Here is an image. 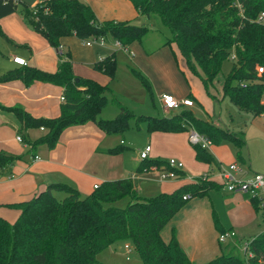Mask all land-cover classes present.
<instances>
[{"label": "trees", "instance_id": "1", "mask_svg": "<svg viewBox=\"0 0 264 264\" xmlns=\"http://www.w3.org/2000/svg\"><path fill=\"white\" fill-rule=\"evenodd\" d=\"M129 1L139 14L147 18L157 16L170 30L166 44L177 46L188 68L201 78L213 100L208 85L213 84L222 63L234 53V65L225 79L223 93L238 108L254 116L264 113V74H257V66H264V24L256 21L257 15L264 11V0ZM20 5L27 23L60 52L55 71L19 65L0 74V83L20 79L27 85L39 81L62 87L60 115L55 118L34 117L20 106L0 105L13 112L23 127L47 130L32 145L53 147L65 127L86 121L94 122L106 133H122L134 119L137 128L142 121L148 132L176 133L192 129L211 144L229 140L237 148L236 157L242 161L241 149L245 146L242 137L211 120L196 117L189 109L163 117L136 116L112 95L118 114L112 119L98 117L108 101L107 93L111 92L92 79L74 76L70 52L60 50L61 38L74 35L85 41L111 35L128 48L149 31L148 26L128 21H100L85 0H37L33 8L22 0H0V19L17 11ZM0 35L4 36L1 29ZM93 67L114 78L117 63L111 55L98 60ZM131 70L151 94L147 78L139 70ZM123 148L121 143L109 151L119 152ZM193 149L197 159L212 167L219 166L200 144H194ZM15 158L0 151V167L9 165ZM151 167L168 168V165L160 159H146L141 160L136 171ZM177 172L182 174V170ZM207 176L203 181L195 179L173 192L150 197L140 196L131 178L106 181L88 195H81L68 183L53 182L29 200L15 204L21 212L14 222L0 215V264H95L101 251L121 241L133 245L141 264H193L179 241L174 236L169 242L164 241L161 230L190 198L222 187L218 178ZM57 190L66 195L56 196L53 192ZM186 194L190 196L187 200L183 199ZM124 197L130 199L126 207L113 204ZM252 200L261 211L258 202ZM248 241L244 259L221 248L220 255L204 264H264V232Z\"/></svg>", "mask_w": 264, "mask_h": 264}, {"label": "crops", "instance_id": "2", "mask_svg": "<svg viewBox=\"0 0 264 264\" xmlns=\"http://www.w3.org/2000/svg\"><path fill=\"white\" fill-rule=\"evenodd\" d=\"M85 1L91 6L100 21H128L132 24H144V19H150L139 14L129 0ZM0 29L4 35L0 36L7 42L6 61L0 64V74L19 66L13 62L14 56L25 59L26 65L45 71L56 70L60 62L59 50L50 46L43 36L34 31L20 9L1 18ZM141 39L128 46L129 52L122 51V53L127 55L131 65L149 81L152 99L155 96L159 101V96L163 93L172 94L178 99L190 97L194 102L193 106L182 109L192 111L197 104L204 110L207 108L206 114L210 117L207 110L208 106L211 109L212 98L207 94L200 78L187 67L177 46L174 43L166 44V41L164 42L159 37L151 36L143 41ZM60 45V50L70 52L73 74L77 78H89L103 86L111 85L113 78L96 70L93 67L94 63L106 56L113 55L117 68L120 65L125 66L124 61L126 60H123L120 50L112 49L109 52H104L96 49V46L99 48H105V46L84 45L82 40L74 35L61 38ZM179 58L184 62V67L180 65L182 61L180 62ZM127 67L129 66L127 65ZM106 78L109 79L107 84L104 80ZM109 91L111 96L114 95V90ZM61 96L62 87L51 83L35 81L27 85L20 79L0 83V105L4 107L20 106L34 117H58L62 102ZM213 123L217 124L214 121ZM34 131H38V133ZM46 131V129L36 127L25 128L13 112L0 108V151L17 156L9 165L0 167V215L9 222H14L20 215V208L15 204L29 200L53 182L68 183L78 189L81 195H88L93 192L94 185H101L106 181L118 178H131L137 193L139 195L142 193L141 185L134 181L136 178H133L132 174L126 176L127 166L117 161V152L109 151L123 143L120 140L118 144L112 146L111 137L115 133H106L94 122L86 121L65 127L53 147L46 144H31L43 136ZM158 132L148 133L153 136ZM161 133L166 134L163 136L172 138L173 134L179 132ZM19 136L21 141L17 139ZM215 161L220 166V162L216 159ZM140 162L139 155L138 158L134 157V167L137 168ZM241 162L244 163V160L242 159ZM148 169L154 172L158 171L157 168ZM250 174V172L246 174L243 172L245 176ZM185 176L186 172L182 170V174L179 173V177L176 179ZM184 181L169 182L159 188L153 186L150 191L155 192L150 196L161 192H173ZM187 181L190 183L194 180L187 179ZM53 193L58 197L66 195V192L61 190ZM196 197H200V200L196 202L206 204L205 207L209 210L208 214H212L213 218L206 217L205 227L196 228L197 240L192 248L178 235L181 247L193 264L206 263L213 259L215 254H221V248L220 251L217 249L219 246L217 239L221 231L242 230L249 238L264 232V219L261 212L254 207L253 200L243 194L230 193L221 187L219 190L211 189ZM196 202L191 200V202L185 203L180 211L191 210L197 204ZM220 208L224 209L223 215ZM161 237L167 241L164 229L161 230ZM235 238L239 241L237 236L227 241H232ZM225 248L226 246L224 251Z\"/></svg>", "mask_w": 264, "mask_h": 264}, {"label": "rangeland", "instance_id": "3", "mask_svg": "<svg viewBox=\"0 0 264 264\" xmlns=\"http://www.w3.org/2000/svg\"><path fill=\"white\" fill-rule=\"evenodd\" d=\"M31 8L35 7L37 0H22ZM19 6L18 9L21 8ZM144 25L148 26L149 31L142 37L141 41L145 40L147 37H159L160 39L167 41L171 36L170 30L162 24L160 19L152 15L150 19L143 20ZM142 25V24H136ZM115 38L111 35L107 36L105 48H99L104 52H109V50H116L114 48ZM79 43V42H78ZM83 43V41H82ZM80 44V43H79ZM84 44V43H83ZM6 45L7 42L0 36V64L6 61ZM85 45V44H84ZM81 46V44H80ZM124 61V67L120 65L116 68L114 78L111 80L113 83L111 85H106L109 90H114V97L118 104L124 105L136 116L139 115H149V116H168L172 113H178L184 109L180 108L173 111H164L160 102L155 96L149 93L146 85L141 81V79L131 70L134 66L131 65V61L128 60L127 55L120 52ZM234 53H231L229 59L222 63L221 71L214 80L213 84L208 85V91L214 95V100L212 99L211 109L208 106V113L210 117L206 114L205 110L195 104L192 109L193 114L203 120H211L216 122L223 129L229 130L240 136L245 141V146L241 149V155L243 157L244 163L238 160L236 157L237 148L229 140H223L219 144H207V151L215 157L216 160L220 162L221 168H227L229 163L235 162L243 169L244 174L247 172L253 173H263L264 172V118L262 115L254 116L250 112L238 108L230 99L228 95L223 93V85L229 71L234 65L232 58ZM105 56V55H104ZM180 59V58H179ZM182 60L180 59V62ZM179 62V63H180ZM127 65L129 67H127ZM184 67V62L180 64ZM186 66V64H185ZM188 67V66H187ZM108 76V75H107ZM198 77V76H197ZM105 83L109 82V79H104ZM200 81L202 82L201 78ZM203 84V83H202ZM204 86V84H203ZM184 94L185 91H184ZM108 101L101 109L98 117L103 119H112L118 112V105L113 100V96L107 93ZM178 99V98H177ZM209 105V104H208ZM37 132L38 131H34ZM158 132V131H157ZM161 132L153 134L147 132L145 123L142 121L139 123V128H137L136 123L131 120L129 128L122 133L113 134L111 137L112 146L118 144L120 140L123 142L124 148L117 152V161L121 164L127 166L128 173L126 176L132 174L135 182H139L141 185L140 195L150 197L155 191H150V188L156 186L159 188L163 184L173 182V181H184L180 186H184L188 183L187 179H205L204 176H215L220 167L211 165L203 160H199L196 157L193 145L190 142V131L179 132L173 134L172 138L163 136ZM149 145L151 152L148 155V159H160L163 161L174 160L176 163L182 164V170L186 172V176L181 179H161L160 171H152L151 169L144 168L141 171H135L133 159L138 158L139 152L145 146ZM161 169L163 167H157ZM207 176V177H208ZM171 180V181H167ZM179 186V187H180ZM193 198V197H192ZM190 198L188 201H199L200 197L194 199ZM129 197H124L119 201L113 203L114 205L124 208L129 203ZM186 203H189V202ZM197 204L191 210L180 211L172 221L168 222L167 225L163 227L166 233V242H169L174 236L178 241V235L181 236L182 240L192 248L197 240L195 236L196 228L205 227V218L212 217V214H208L209 210L206 208L205 203L196 202ZM209 206L210 202L208 201ZM221 209V214L223 215V210ZM220 210L218 209V212ZM220 214V212H219ZM213 218V217H212ZM239 241L235 238L232 241H226L225 243H219L218 251L220 248L226 246L225 252L233 253L238 255L240 258L244 259V250L246 244L251 238L243 232L242 230H237L234 232ZM217 239V243H218ZM127 244L131 250L130 253H126L124 248ZM235 245V249H232L231 245ZM221 252V251H220ZM218 254H215L212 258H216ZM128 257V259H127ZM95 264H141V259L139 258L137 252L135 251L133 245L129 241H121L112 244L97 255V262ZM202 264V263H201ZM204 264V263H203Z\"/></svg>", "mask_w": 264, "mask_h": 264}, {"label": "built area", "instance_id": "4", "mask_svg": "<svg viewBox=\"0 0 264 264\" xmlns=\"http://www.w3.org/2000/svg\"><path fill=\"white\" fill-rule=\"evenodd\" d=\"M256 21L258 23L264 24V11H261L257 17ZM106 36H98V37H90L87 40L83 41V43L87 46H92L94 44H97L99 46H105L106 45ZM114 48L117 50L123 51V52H129L128 48L123 46L121 42L117 39L114 41ZM232 58L234 59L235 56L232 55ZM13 62L17 65H26L25 59L14 56L12 58ZM257 74H264V66L260 65L257 66ZM264 95V94H263ZM61 100L63 101V96H61ZM264 99L262 100V102ZM159 102L162 106L164 111H173L178 110L183 107H190L193 106L194 102L190 97L177 99L172 94L163 93L159 96ZM264 118V113L261 114ZM41 129H43L41 127ZM18 140L21 141V137H17ZM190 142L192 144H200L201 147L207 149V144L210 143V141L199 134L195 130H190ZM150 151V146H145L139 153V159L140 160H146L148 159ZM37 158V157H35ZM168 168H161L158 169L157 167H151V168H157L160 173L161 179H176L179 177V173L177 171L182 170V164L176 163L174 160L167 161ZM243 169L238 165L237 163L233 162L230 163L227 168H221L217 171V174L212 177L218 178L221 183L222 187L225 188L230 193H240L244 196L254 199L258 202L261 216L264 219V172L258 173L253 172L248 176L243 175ZM210 172L209 174H211ZM207 174V175H209ZM206 176V175H205ZM204 176V177H205ZM98 185H94V189L97 188ZM190 196L188 194L183 196V199L187 200ZM236 237L234 231H227L223 233H219L218 235V241L221 243H225L228 239H232ZM124 248L126 249V253H130L131 250L127 244H125ZM128 259V257H127Z\"/></svg>", "mask_w": 264, "mask_h": 264}]
</instances>
